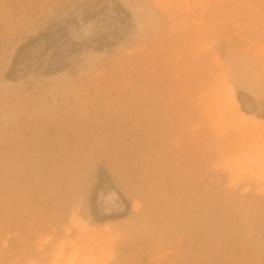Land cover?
<instances>
[{"label": "rangeland", "instance_id": "rangeland-1", "mask_svg": "<svg viewBox=\"0 0 264 264\" xmlns=\"http://www.w3.org/2000/svg\"><path fill=\"white\" fill-rule=\"evenodd\" d=\"M263 120L264 0H0V264H264Z\"/></svg>", "mask_w": 264, "mask_h": 264}, {"label": "bare ground", "instance_id": "bare-ground-1", "mask_svg": "<svg viewBox=\"0 0 264 264\" xmlns=\"http://www.w3.org/2000/svg\"><path fill=\"white\" fill-rule=\"evenodd\" d=\"M229 93H230V92H229ZM223 102H224L225 104L228 105L227 109H229L230 106L233 107V106L235 105L236 108H235V107H233V108H235V109L237 110V116H238V114H239V116H240L241 119H245V120H246V119H247V120L249 119V116H248V115H246L245 113L241 112V111L238 109L237 102H236V100L234 99V97H230V98H228L227 101H224V100H223ZM232 105H233V106H232ZM231 107H230V109H231ZM235 109H234V111H233V112H235L234 115L236 114V110H235ZM231 115H232V114H231ZM232 116H233V115H232ZM235 117H236V116H235ZM247 120H246V121H247ZM255 120H256V119H251V118H250V121L253 122V123H254ZM248 121H249V120H248ZM250 121H249V123H251ZM238 122H239V121H238ZM255 122H257V120H256ZM262 122L264 123V120H263ZM243 123H244V122H243ZM245 123H246V125H248V122H245ZM263 123H262V124H263ZM251 124H252V123H251ZM262 124H261V125H262ZM263 125H264V124H263ZM242 126H244V125H242ZM112 195H113L114 197L116 196L115 193H112Z\"/></svg>", "mask_w": 264, "mask_h": 264}, {"label": "trees", "instance_id": "trees-1", "mask_svg": "<svg viewBox=\"0 0 264 264\" xmlns=\"http://www.w3.org/2000/svg\"><path fill=\"white\" fill-rule=\"evenodd\" d=\"M118 7L120 8V9H122V11H123V13L126 15V16H129V14H128V12H126L121 6H119L118 5ZM14 63H15V61H14ZM103 173V170L102 169H100L99 171H98V175H97V187H96V189L98 190V189H100V187H101V185H100V175ZM118 195L120 196V198H121V200L123 201V204H124V206L126 207L128 204H127V202L124 200V198H122V196H121V194H119L118 193Z\"/></svg>", "mask_w": 264, "mask_h": 264}]
</instances>
